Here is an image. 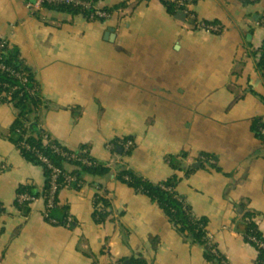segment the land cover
<instances>
[{"label": "crops", "instance_id": "obj_1", "mask_svg": "<svg viewBox=\"0 0 264 264\" xmlns=\"http://www.w3.org/2000/svg\"><path fill=\"white\" fill-rule=\"evenodd\" d=\"M96 3L125 6L104 20L58 9L44 19L29 0H0V39L20 49L38 80L42 126L71 149L91 144L102 162L120 155L108 144L131 137L135 147L124 162L153 182L176 172L170 155L188 153L187 169L201 153L214 156L188 177L180 172L177 189L209 220L229 264H259L247 215L255 214L264 235V142L252 130L264 118V0L189 6L198 20L220 25L219 33L201 29L187 10L170 11L164 0ZM15 118L0 101V264H212L157 201L112 174L60 191L75 227L46 220L43 198L22 214L18 187L43 186L45 175L8 139ZM101 191L113 219L98 224Z\"/></svg>", "mask_w": 264, "mask_h": 264}, {"label": "trees", "instance_id": "obj_2", "mask_svg": "<svg viewBox=\"0 0 264 264\" xmlns=\"http://www.w3.org/2000/svg\"><path fill=\"white\" fill-rule=\"evenodd\" d=\"M94 1L96 2V0ZM196 1L185 0V4L180 7L176 3L165 1V4L174 13L176 11L187 10L190 17H192L196 13L190 11L189 6ZM243 1L248 4L251 3L250 0ZM260 1L262 0H255V2ZM123 6L125 5L106 9L113 14ZM58 10L73 14L83 13L87 17L89 16V11L82 12L76 8L63 7ZM194 21L196 20L194 19ZM197 24L200 26L198 21ZM261 70L264 76V49ZM17 73H20L22 76H17ZM23 75H27L28 82H23ZM0 101L12 106L15 110L16 118L8 139L20 149L28 162L40 165L45 175L43 186L27 183L18 187L15 206L22 214L28 215L32 210V204L38 199L43 198L46 205L44 212L46 220L55 225L75 227L78 225V222L70 216L69 206L63 207L61 205L60 191L65 188L81 189L89 175L104 177L112 174L119 180L135 188L138 192L144 193L157 201L178 230L187 234L194 242L200 244L205 249V255L209 262L212 264H223V260L228 262L227 257L220 251L217 243L214 245L217 249V254L214 252V248L208 245L209 220L206 217L195 215L193 207L177 189L183 179L180 172H184V176L188 177L199 167H204L206 161L215 160L214 156L201 153L197 163L190 165L187 169L183 167V164L184 160L188 158V153L170 155L167 157V160L176 172L163 181L153 182L139 172L129 168L124 162V155H130L135 147V143L129 149H125L123 145L126 141L133 140L131 137L112 142L115 145L114 152L118 146L123 148V153L117 154L121 156L122 162L117 163L113 168L107 166L108 162H102L93 156L91 144H84L75 149L65 146L42 126V122L38 116L45 104L40 94L38 80L35 78L32 68L24 60L20 49L6 39H0ZM252 130L264 142V118L255 119L252 123ZM57 147L60 148V151L56 150ZM73 154L77 155L76 159H71V155ZM43 158H46L47 161H44ZM55 168L60 169L56 180L58 188L55 192L54 205L50 206L52 175L55 172ZM68 178L75 179L69 181ZM21 195H28L30 199L20 201ZM111 207L107 194L102 191L98 193L95 198L93 213L95 222L103 224L111 218L113 219ZM55 211L60 212L56 214ZM247 216L250 221L247 234L248 240L257 247L259 264H264V235L255 221V214L248 213ZM138 264L145 263L138 261Z\"/></svg>", "mask_w": 264, "mask_h": 264}, {"label": "built area", "instance_id": "obj_3", "mask_svg": "<svg viewBox=\"0 0 264 264\" xmlns=\"http://www.w3.org/2000/svg\"><path fill=\"white\" fill-rule=\"evenodd\" d=\"M166 2L170 3H176L178 7L185 4V0H164ZM251 2H255V0H250ZM63 7H70V8H76L79 9L82 12L89 11L88 18L92 21L96 20H104L109 19L112 17V12H110L106 8L100 7L94 0H29V8L32 13L40 15L42 18L47 19L48 13L53 9H59ZM91 11V13H90ZM192 17L196 20V14H193ZM198 23L200 24V28L203 30H207L214 33H219L222 31V27L218 25L217 23L207 22L204 20H198ZM260 25L264 27V12L261 15V18L258 22ZM4 67V66H2ZM17 76H22L20 73L16 74ZM23 82H28L27 75H23ZM125 149H129L130 147L134 146L133 140H128L124 144ZM110 150H113L115 148V145L113 143H110L107 145ZM57 151H60V148H56ZM77 155L73 154L71 155V159H76ZM44 161H47L46 158H43ZM122 162L121 156L117 155L112 160L108 161L107 166L109 168H113L117 163ZM51 167H53L51 165ZM60 172L59 168H55V172L52 175V193L51 198L49 200V205L53 206L55 202V192L58 188L57 186V177ZM75 178H68L69 181L73 180ZM25 199H30V196L28 195H21L20 201H23ZM216 244L215 236L212 235L210 232L208 233V245L214 248V252L217 254V249L214 247ZM223 264H229L227 261L223 260Z\"/></svg>", "mask_w": 264, "mask_h": 264}, {"label": "water", "instance_id": "obj_4", "mask_svg": "<svg viewBox=\"0 0 264 264\" xmlns=\"http://www.w3.org/2000/svg\"><path fill=\"white\" fill-rule=\"evenodd\" d=\"M114 35L115 34L113 32H110V34H109L110 38H113ZM117 152L120 153V154L123 153V148L121 146H118L117 147Z\"/></svg>", "mask_w": 264, "mask_h": 264}]
</instances>
